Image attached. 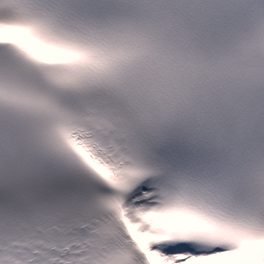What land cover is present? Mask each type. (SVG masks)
Listing matches in <instances>:
<instances>
[{"label":"snow or ice","instance_id":"6c2138e0","mask_svg":"<svg viewBox=\"0 0 264 264\" xmlns=\"http://www.w3.org/2000/svg\"><path fill=\"white\" fill-rule=\"evenodd\" d=\"M0 264H264V0H0Z\"/></svg>","mask_w":264,"mask_h":264}]
</instances>
